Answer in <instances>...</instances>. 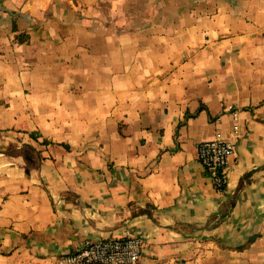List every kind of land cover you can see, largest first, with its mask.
Instances as JSON below:
<instances>
[{"label":"crops","instance_id":"crops-1","mask_svg":"<svg viewBox=\"0 0 264 264\" xmlns=\"http://www.w3.org/2000/svg\"><path fill=\"white\" fill-rule=\"evenodd\" d=\"M233 109L221 190L196 146ZM131 234L264 264V0H0V264Z\"/></svg>","mask_w":264,"mask_h":264},{"label":"built area","instance_id":"built-area-1","mask_svg":"<svg viewBox=\"0 0 264 264\" xmlns=\"http://www.w3.org/2000/svg\"><path fill=\"white\" fill-rule=\"evenodd\" d=\"M232 126L229 135L218 130L214 136L201 140L196 146L197 159L208 172L214 185L223 189L228 159L234 152L239 130L238 111L231 110ZM144 247L140 235H124L104 239H86L76 250L56 256L54 264H137ZM180 264H190L186 259Z\"/></svg>","mask_w":264,"mask_h":264}]
</instances>
